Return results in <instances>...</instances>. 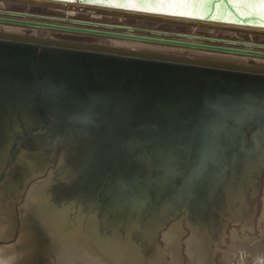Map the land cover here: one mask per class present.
Wrapping results in <instances>:
<instances>
[{"label":"water","instance_id":"95a60500","mask_svg":"<svg viewBox=\"0 0 264 264\" xmlns=\"http://www.w3.org/2000/svg\"><path fill=\"white\" fill-rule=\"evenodd\" d=\"M183 2L207 7L174 16L85 0H0V25L40 29H0V121L37 109L44 124L71 129L70 166L56 164V174L71 173L61 183L71 185V206L86 210L91 204L81 201L93 197L98 209L88 214L119 225L110 247L100 235L114 257L127 242L125 264H149L160 233L175 226L194 236L240 224L221 201L225 193L255 205L260 192L257 183L243 187L255 182L249 170L261 158L264 170V66L109 44L127 39L264 58V20L234 6L244 0Z\"/></svg>","mask_w":264,"mask_h":264},{"label":"bare ground","instance_id":"6f19581e","mask_svg":"<svg viewBox=\"0 0 264 264\" xmlns=\"http://www.w3.org/2000/svg\"><path fill=\"white\" fill-rule=\"evenodd\" d=\"M72 15H74V13L68 12L69 18H72L75 16H76V18H79L77 15H75V16H72ZM58 16L64 17L65 15H62V14L59 15L58 14ZM112 20L113 21H107V22L116 21L117 16L112 17ZM104 21H106V20H104ZM69 25H71V24H69ZM0 29H3L5 32H8V33H18V34H23L25 32L24 30H28V29H23V28H19V27H15V26H8V25H0ZM101 29H104V28H101ZM29 30H33V34H35L36 30H40V29H29ZM109 41L111 42L109 44L112 47L122 48V49H127V50H135V51L176 53V51L182 52V51L188 50L187 48L164 46V45H159V44L145 43V42H139V41H133V40H126V39H121V40L120 39H109ZM192 41L198 42L196 40H192ZM165 49H167V50L163 51ZM249 49H255V48L251 47ZM197 51H200V53H205L206 56H199V55L193 54L194 52L192 54L189 52H183V53H177V54L189 53V54L193 55L194 57H198V58L220 59V60L231 62V59H221L220 57L215 58L213 56L211 57V55L218 54L216 52H209V51H202V50H197ZM219 54H222L223 56H229V57L238 56V57H241L243 59L248 58L245 55H235V54H226V53H219ZM250 57L252 58V60H250V58H249V60H250L249 63H255L256 65L264 66V58L252 57V56H250ZM235 59H237V58H235ZM233 61L237 62L236 60H233ZM244 61L241 60V62L239 61L237 63H241V64L246 63ZM41 109L43 112L45 111V109H43V108H41ZM34 113L35 114L37 113V118L39 120L36 118ZM23 115H25L26 119L30 118L31 121L33 122L32 125L35 127V129L37 128L39 130L36 132H35V129L25 131V133L22 136L25 139L23 142H19V146L17 147L19 149L11 147L12 149L10 151H7L6 146L4 147V150L0 149V264H27L29 262H32L33 258L36 255L37 248H38L39 244H41V242L38 241V239H37L40 232L35 228L36 224L34 223V219L32 218V216H30V214L27 212V208L29 206L32 207L35 205L34 203L36 202V200H35L36 198L34 197V192L36 190V186H41L40 182H42V181L45 182V181L52 180L53 178L57 177L58 175L56 173L58 172V169L60 171V170H62L61 167L65 168L67 165L70 166L68 162L69 161L71 162V158H70L71 157V155H70V152H71V129L59 128L54 124L52 125L51 123L50 124H44L41 121V116L39 115L37 109H35L34 112H32V110H28V109L24 110ZM44 130H46V132L51 133V134L53 132V135H52V141H53L52 152H53V154L49 158H43L41 156L42 158H40L39 167L37 166V169L24 173L23 178H22L23 183L21 184V186L18 187L17 183H15V182L18 179L17 174L19 171V167H21V165L23 163V156L25 153L24 150L30 149V150L37 151V152L39 151V152H41V155L43 154L42 151L48 150V149H43V145L41 143H38V141L35 137L28 138L30 135H34L37 138L38 137L41 138L40 135H42V132ZM33 132H35V133H33ZM33 138L35 140H33ZM261 138H263V137H261ZM69 158H70V160H69ZM262 161L263 160L261 158L259 160L260 168L262 165ZM56 164L60 168L55 169L54 167L56 166ZM250 166L248 165V167H250ZM50 169H52L54 171L52 173H50L51 172ZM259 169H258L257 163H255L251 167V170H249L250 173H253V179L255 180V182L251 183L252 186L243 187L244 192L249 190L250 187L256 186V183H257V186H260L259 190L261 189V186L263 184V178H264V170L263 169L259 170ZM259 172H260V174H259ZM47 174H49V175H47ZM260 177H261V181H260ZM58 178H57V180H58ZM57 185L58 186H54V187L50 186V188H57L59 191H61V189L67 188V187H68L67 190L71 189V186H63V185L60 186L58 184V182H57ZM47 187H49V186H42V188H47ZM254 191H255V188L253 189V192ZM39 192H38V194H39ZM263 193H264V191H263ZM236 194L237 193L234 190H231L230 193H225V195H224L225 197L221 201H223L226 204V206H228V205H230L231 200H233L232 205L239 208L238 217L237 216H235V217L237 218V220L240 223L243 224V233H245L243 239L239 243L237 242L238 247L242 248V253L245 257V258L243 257L244 260L243 259L241 260V264H264V207H263V204H262V210H261L262 213H261V216L259 218V222H258V226H257L258 231H255L256 230L255 224L253 225L252 222L249 224V222L251 221V217H252L251 214L254 212H255L254 213L255 217H254L253 221H255L257 210H258V205H259V196L257 199L258 201L256 202L257 204L254 205V202L250 197L247 198V197L241 196L242 194L241 195H236ZM259 195H260V192H259ZM38 205H37V207H40L41 204L39 206ZM256 205H257V207L254 208V206H256ZM42 208H44V207H42ZM34 212H35V210H34ZM156 219H157V217H156ZM36 226H38V225H36ZM19 228L21 229V231L19 233V237H18L16 243H12V244L7 243V242H10L9 239H12L14 236H15L14 238L16 239V236L19 232ZM107 229L109 230L110 227H108ZM222 229H224V227H222ZM218 231H220V229H218V230L216 229L215 230L216 233L214 235L218 234L217 233ZM246 231L251 232V233L255 232V233L253 235H250V234H247ZM234 232L235 231L233 230L232 233H234ZM210 233L213 234V230H211ZM166 239H167V237L164 240L166 241ZM45 241H47V240H45ZM127 245L128 244H126L127 250L125 249V251L132 252L131 249L128 248L129 246H127ZM166 245H167V242H166ZM231 245L232 246L234 245V243L232 242V239H231V244L228 245V249L226 251L232 250ZM204 247H205V245H204ZM253 249L256 250V256H254V258L252 259L251 255H252ZM160 250H161V252H163L165 254L164 256L162 255V253H160ZM199 250H201V249H199ZM76 251H78V249H76ZM121 251H122V249H121ZM166 253L169 254L170 252H168L167 249L164 250V249L160 248L158 250L157 247L152 245V248L150 249L149 254L146 255L147 258L150 256L153 258L149 262V264H158L159 262H163L165 260ZM197 253H199V252H197ZM197 253H196L195 260L201 258V254H197ZM228 256H229V254H228ZM83 257H84V254H83ZM83 257H81V256L77 257L76 256V260H78V259L79 260L78 261L75 260V263L76 262L81 263L82 262L81 260H84V259H82ZM68 260H69V258H68ZM88 260L89 259H87L86 261H88ZM90 260L92 261V262L90 261V264H94L93 262L101 261V260L104 262L108 261V260H106V257L102 256L101 254H100V256L99 255L94 256L92 254V256L90 257ZM239 260H240L239 258H232V263L235 264L234 262L235 261L239 262ZM69 262H70V260H69ZM138 262L141 264L142 260H140ZM189 262L192 263L193 260H191V261L189 260ZM109 263L110 262H108V264ZM120 264H125V263L121 262ZM143 264H145V263H143ZM197 264H199V262Z\"/></svg>","mask_w":264,"mask_h":264},{"label":"rangeland","instance_id":"374dc122","mask_svg":"<svg viewBox=\"0 0 264 264\" xmlns=\"http://www.w3.org/2000/svg\"><path fill=\"white\" fill-rule=\"evenodd\" d=\"M28 31H32V30L28 29ZM109 43L111 42L109 41ZM187 49L188 50L182 51V52L176 51V53L189 52L192 54L194 52L193 54H196L199 56H206L205 53H200V51H197L196 49H191V48H190L191 50L189 48ZM166 50L167 49L163 51H166ZM218 54L211 55V57L213 56L215 58L220 57L221 59H231V62H234V63H237L239 61L241 62V60L242 61L245 60L244 62L246 63H242V64H246V65L249 64L250 60H252L250 56H247L248 57L247 59H243L238 56L229 57V56H223L222 54H219V55ZM233 60H236L237 62ZM32 124L33 122L31 121V119L30 118L26 119L25 115H23V112L20 115L18 114L16 116H13L12 119L6 118L0 121V126H1L0 129H2L0 130V149L4 150L5 146L7 148V151H10L12 148H17L19 146L18 140L19 138L23 136L25 131L35 129V127ZM52 135H53V132L51 134V133L46 132V130H44L42 132V135H40L41 138L40 137L37 138L34 135H30L28 137V138L35 137L38 143H41L43 145V149H48V150L42 151L43 153L42 155H41V152L39 151L37 152V151L30 150V149L24 150L25 153L23 156V163L21 167H19V171L17 174L18 179L15 182L17 183L18 187L21 186V184L23 183L22 178H23L24 173L37 169V166L39 167V164H40V158L42 157L49 158L53 154ZM33 140L35 139L33 138ZM65 168H68V165ZM65 176L71 177V173L67 172L66 175L62 173L61 177L58 178L57 176L53 178L52 180H48L45 182L42 181L40 182L41 186H36V190L34 192V197L36 198L35 199L36 202L34 204L36 206L35 205L32 207L29 206L27 208V212L34 219V223L38 225L36 226L34 224L35 228L40 232L42 236L40 234L38 235L37 239L38 241L41 242V244H39L36 255L33 258L32 262H29L27 264H79L80 262L75 263L76 256L83 257V254L85 258L84 257L82 258L84 260H81L82 262L80 264L82 263L90 264V261H91L90 257L92 256V254L94 256H97V255L100 256L101 254L102 256L106 257V260H108L107 262H104L102 260L96 261V262H93L94 264H108V262H110L111 264H115L114 261H116L119 264L121 262L125 263L124 261L125 257L120 256V255H124V253L121 251L122 247H119V246L116 247V250L117 248L119 249L120 254L114 257L113 253H115V249L111 251L110 249H106L102 245L100 231H102L103 233L102 235L105 237V239L108 240V247H110L111 245L110 235L113 233L112 232L113 229L118 230L117 226L119 225L112 223L113 219H111L110 216L103 215L100 218L94 214L93 215L88 214L89 210L94 211L96 213L98 209L97 206L95 205V203L97 202L92 199L93 197L84 198L81 201L83 205L91 204L90 208L88 207L86 210H82L81 207L79 206L77 207L78 204L76 205L74 204V206H71V189L67 190L68 187L61 189V191H59L57 188H49V190H51V193L49 194L44 193V188H42V186H49V187L58 186L57 182L61 186L62 185L61 183L64 179L63 177ZM64 186H71V185L65 184ZM262 196H264V193H262ZM142 197H146V195H142ZM141 200L144 201L142 198ZM73 202L78 203L77 201H73ZM38 204L39 205L41 204L40 207H37ZM173 205L177 206L176 204H173ZM170 207L173 208L174 206H170ZM75 208H77V210H74ZM110 209H112V207ZM174 211H177V210H174ZM260 212L259 214H257L258 216L255 218V221H253V225L255 224V228H256L255 231H258L257 226L259 222V216L261 214ZM99 220H100V223H99ZM99 224L101 225V227ZM108 227H110L109 230L107 229ZM168 227L170 228V224L168 225ZM185 230L187 231V233L183 234L181 229L175 226V230L171 232V234L167 235L166 233L167 236L163 235L159 237L158 241L161 247H163L164 250L167 249L168 252H170L169 254L166 253L165 260L163 262H159L160 264L172 263L170 258L174 257L178 253L180 256L182 257L184 256L186 258L185 261L187 264H193V263L197 264L198 262L199 264H204L206 262L205 256H206V253L208 252V249H206L207 247H204L205 243L208 246H211V250H213V253L215 252V255L213 258L214 263L221 264L223 261L224 255H225V251L228 249V245L231 244V235L233 234L232 231L234 230L239 236H241V239H243L244 234H245L243 233L242 223L234 224L232 222H229V225L225 228V230L221 231L222 229H220V231H218L221 235H218L216 240H215L216 236H213L210 238L211 234H207V235L197 234L193 236L192 231L186 226H185ZM20 231L21 229L19 228V232L16 236V239L14 238L15 237L14 236L12 239H9L10 242H7V243L9 244L16 243L19 237ZM224 233H226V235ZM246 233L253 235L255 232L251 233V232L246 231ZM165 237H167L169 241L168 246L166 245L167 239L166 241L164 240ZM126 244L127 242L123 244V247L125 249H126ZM76 249H78V251H76ZM160 253H162L163 256L165 255L163 252H161V250H160ZM196 253L201 254V258L195 260ZM241 254L243 255L242 251H241ZM127 255L129 257L131 256L130 251H126V256ZM66 256L69 258L70 262ZM136 258H138V256H136ZM87 259L89 260L86 261ZM189 260L190 261L193 260V262L190 263ZM223 262L224 264H226L225 261ZM234 263L241 264V260H239V262L235 261Z\"/></svg>","mask_w":264,"mask_h":264},{"label":"snow or ice","instance_id":"6c2138e0","mask_svg":"<svg viewBox=\"0 0 264 264\" xmlns=\"http://www.w3.org/2000/svg\"><path fill=\"white\" fill-rule=\"evenodd\" d=\"M88 3H99L101 6L105 7H114V8H130L139 11H155L161 12L168 15H188V12H180L176 9L185 8L190 9L194 7H207L205 4H193V3H185L181 0L180 3H176L175 0H138V2H108L103 3V0H85ZM237 9L245 8L252 15H259L261 20H264V0H255V2H247L244 0L243 3H236L234 5ZM202 18V17H201Z\"/></svg>","mask_w":264,"mask_h":264},{"label":"flooded vegetation","instance_id":"af4514ba","mask_svg":"<svg viewBox=\"0 0 264 264\" xmlns=\"http://www.w3.org/2000/svg\"><path fill=\"white\" fill-rule=\"evenodd\" d=\"M263 186H264V178H263V184H262L261 189H260L259 205H258L257 214H259L260 210H262V204H263V207H264V197L262 196V193L264 191V187ZM72 196H74V195H72ZM261 197H262V199H261ZM232 202H233V200H231L230 205L227 206V208H228L227 211H228L229 215L234 216V217L235 216L238 217L239 208L236 207V206H233ZM260 213H262V212H260ZM257 214H256V217L258 216ZM260 216H261V214H260ZM260 216H259V218H260ZM99 217L101 218L100 215H99ZM213 233L215 234V230H213ZM217 233H219V232H217ZM214 234H213V236H216V238H215V240H216L217 236L220 235V233L216 234V235H214ZM160 236H163V233H161ZM231 239H232V242L234 243V245L233 246L231 245L232 250L225 251V255H224L223 261H225L226 264H233L232 263V258H239L240 260L244 259L243 258L244 255L241 254L242 248L238 247V244H237V242L239 243L242 240L241 237L236 232H234L231 235ZM167 245H169L168 239H167ZM204 245H205V247H207L206 249H208V252L206 253V256H205L206 262L204 264H215L214 260H213L215 252L213 253V250H211V246H208L206 243ZM160 248L163 249V247H160ZM228 254H229V256H228ZM254 256H256V250L255 249L252 250V255H251L252 259L254 258ZM152 259L153 258H151L150 261ZM170 259L172 261V263H170V264H184V263L187 264L186 261H185L186 258L184 256L183 257L180 256L179 253L176 254L174 257H171ZM223 261H222L221 264L224 263Z\"/></svg>","mask_w":264,"mask_h":264}]
</instances>
